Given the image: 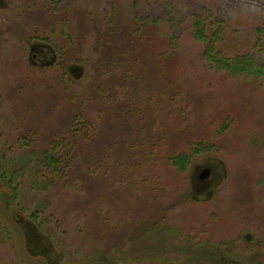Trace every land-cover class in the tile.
Here are the masks:
<instances>
[{
  "label": "rangeland",
  "instance_id": "374dc122",
  "mask_svg": "<svg viewBox=\"0 0 264 264\" xmlns=\"http://www.w3.org/2000/svg\"><path fill=\"white\" fill-rule=\"evenodd\" d=\"M0 264H264V0H0Z\"/></svg>",
  "mask_w": 264,
  "mask_h": 264
},
{
  "label": "water",
  "instance_id": "95a60500",
  "mask_svg": "<svg viewBox=\"0 0 264 264\" xmlns=\"http://www.w3.org/2000/svg\"><path fill=\"white\" fill-rule=\"evenodd\" d=\"M208 175V170H205L202 174H201V178H204L205 176H207Z\"/></svg>",
  "mask_w": 264,
  "mask_h": 264
}]
</instances>
